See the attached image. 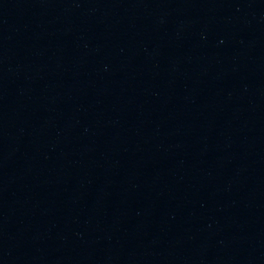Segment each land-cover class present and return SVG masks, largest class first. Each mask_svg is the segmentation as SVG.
Segmentation results:
<instances>
[{"label":"water","instance_id":"95a60500","mask_svg":"<svg viewBox=\"0 0 264 264\" xmlns=\"http://www.w3.org/2000/svg\"><path fill=\"white\" fill-rule=\"evenodd\" d=\"M0 264H264V0H0Z\"/></svg>","mask_w":264,"mask_h":264}]
</instances>
